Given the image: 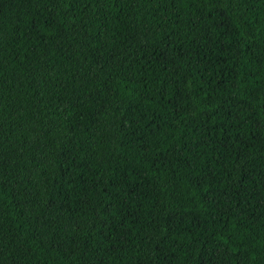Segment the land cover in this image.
<instances>
[{"label": "trees", "instance_id": "16d2710c", "mask_svg": "<svg viewBox=\"0 0 264 264\" xmlns=\"http://www.w3.org/2000/svg\"><path fill=\"white\" fill-rule=\"evenodd\" d=\"M0 264H264V0H0Z\"/></svg>", "mask_w": 264, "mask_h": 264}]
</instances>
